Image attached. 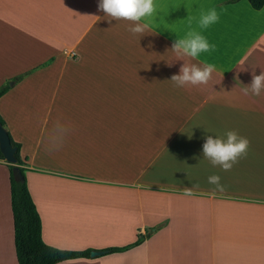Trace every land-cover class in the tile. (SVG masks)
Returning a JSON list of instances; mask_svg holds the SVG:
<instances>
[{
	"label": "crops",
	"instance_id": "0c3cea01",
	"mask_svg": "<svg viewBox=\"0 0 264 264\" xmlns=\"http://www.w3.org/2000/svg\"><path fill=\"white\" fill-rule=\"evenodd\" d=\"M98 3L0 0V118L19 144L42 242L91 252L144 237L56 264H264V88L243 92L264 71V4L154 0L133 34ZM211 7L218 22L198 29ZM189 16L215 45L195 59L171 50ZM193 63L214 65L211 79L175 87L172 75ZM227 131L250 143L224 171L202 147ZM0 264H17L2 160Z\"/></svg>",
	"mask_w": 264,
	"mask_h": 264
},
{
	"label": "clouds",
	"instance_id": "9594fccd",
	"mask_svg": "<svg viewBox=\"0 0 264 264\" xmlns=\"http://www.w3.org/2000/svg\"><path fill=\"white\" fill-rule=\"evenodd\" d=\"M98 11H102L105 16L112 20H127L133 22L134 26L128 30L133 34H143L147 28L146 24L140 21L146 17H151L156 11L154 0H99ZM99 18V17H98ZM220 16L215 7L207 10L201 9L197 21L198 29L205 30L218 22ZM194 17L189 16V30L181 38H176L172 44L177 56H187L193 59L201 53H207L215 49V45L210 44L200 30L192 27ZM215 66L210 63L191 65L183 64L179 69V74H174L170 81L175 87L182 88L186 85L207 84L211 79V74ZM250 87H245V95L252 92L259 95L264 88V71L259 75H252ZM226 140L213 135H205V142L202 147V155L207 158L213 166H220L224 171H229L238 159L247 155L249 140L239 136L236 131H227ZM209 183L219 187L220 177L212 175L208 178ZM189 192L190 190L186 189Z\"/></svg>",
	"mask_w": 264,
	"mask_h": 264
},
{
	"label": "trees",
	"instance_id": "16d2710c",
	"mask_svg": "<svg viewBox=\"0 0 264 264\" xmlns=\"http://www.w3.org/2000/svg\"><path fill=\"white\" fill-rule=\"evenodd\" d=\"M234 1L236 0H230V2ZM246 2L252 10H259L264 4V0H246ZM27 73L15 76L11 78L9 82L15 83L22 79ZM7 89L8 83L0 85V96L5 93ZM0 125L6 131L4 122L1 118ZM6 134L11 147L14 148L15 159L13 165L7 164V168L10 208L13 223L14 252L17 264H56L67 259L88 258L90 252L89 250H59L47 246L42 242L40 237L39 217L26 187L24 176L25 167L19 156V144L10 138L7 131ZM0 160L4 161L1 154ZM16 173H18L20 180L16 178ZM143 239L144 237L142 235H136V239L131 244L120 248H106L102 250V254L125 251L140 244Z\"/></svg>",
	"mask_w": 264,
	"mask_h": 264
},
{
	"label": "water",
	"instance_id": "95a60500",
	"mask_svg": "<svg viewBox=\"0 0 264 264\" xmlns=\"http://www.w3.org/2000/svg\"><path fill=\"white\" fill-rule=\"evenodd\" d=\"M0 154L3 158V160L9 164L13 165L15 162L14 159V148L11 147L9 143L8 136L6 134V131L4 128L0 125ZM15 171V170H14ZM16 178L20 180V177L18 173H16ZM102 254V251H91L90 252V257L98 256Z\"/></svg>",
	"mask_w": 264,
	"mask_h": 264
}]
</instances>
